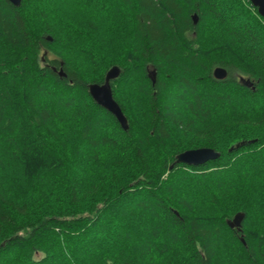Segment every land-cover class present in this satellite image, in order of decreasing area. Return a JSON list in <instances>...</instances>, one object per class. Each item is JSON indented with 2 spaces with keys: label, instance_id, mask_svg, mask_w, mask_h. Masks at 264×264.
Wrapping results in <instances>:
<instances>
[{
  "label": "trees",
  "instance_id": "trees-1",
  "mask_svg": "<svg viewBox=\"0 0 264 264\" xmlns=\"http://www.w3.org/2000/svg\"><path fill=\"white\" fill-rule=\"evenodd\" d=\"M112 67L125 131L88 94ZM201 148L219 157L174 164ZM0 264H264L248 0H0Z\"/></svg>",
  "mask_w": 264,
  "mask_h": 264
},
{
  "label": "water",
  "instance_id": "water-1",
  "mask_svg": "<svg viewBox=\"0 0 264 264\" xmlns=\"http://www.w3.org/2000/svg\"><path fill=\"white\" fill-rule=\"evenodd\" d=\"M13 6L18 7L21 0H7ZM253 8L257 10L258 15L264 19V0H248ZM193 25L197 23V17L194 15L191 17ZM50 41V39H47ZM120 75V70L117 67L110 68L104 77V81L101 85L92 84L88 86V94L98 106L103 108L105 111L110 113L122 130H127V121L118 104L114 101L112 96L111 82L116 80ZM227 71L224 68L217 67L213 70L212 76L215 80L222 81L227 77ZM60 78L66 76L60 71L58 73ZM154 83V80H152ZM238 146H236L237 148ZM219 154L214 152L212 149L201 148L196 150L185 151L176 156L174 164H183L186 166H200L208 161L216 160ZM172 169V166L170 167ZM244 219V214L236 213L232 219L226 221V225L231 230L241 231V224ZM241 243L244 244L243 239L240 238Z\"/></svg>",
  "mask_w": 264,
  "mask_h": 264
},
{
  "label": "rangeland",
  "instance_id": "rangeland-1",
  "mask_svg": "<svg viewBox=\"0 0 264 264\" xmlns=\"http://www.w3.org/2000/svg\"><path fill=\"white\" fill-rule=\"evenodd\" d=\"M80 19V18H79ZM83 21H85V17L83 18ZM69 22V21H68ZM233 77L236 78L237 75L233 74Z\"/></svg>",
  "mask_w": 264,
  "mask_h": 264
}]
</instances>
